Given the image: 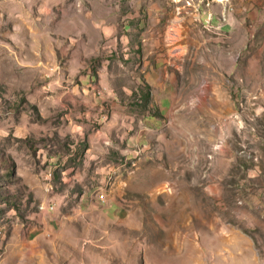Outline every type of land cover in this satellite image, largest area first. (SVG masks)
<instances>
[{"label":"rangeland","instance_id":"1","mask_svg":"<svg viewBox=\"0 0 264 264\" xmlns=\"http://www.w3.org/2000/svg\"><path fill=\"white\" fill-rule=\"evenodd\" d=\"M92 1L0 0V264H264V33L250 24L245 42L234 34L206 50L201 23L185 24L207 8L226 19L238 0L227 9L151 0L166 9L164 50L183 59L184 105L127 171L110 148L101 181L73 153L68 109L54 102L64 81L52 57L67 47L55 32ZM107 1L125 9L130 0ZM121 92L133 111L159 116L147 86ZM50 222L55 229L43 232Z\"/></svg>","mask_w":264,"mask_h":264},{"label":"crops","instance_id":"2","mask_svg":"<svg viewBox=\"0 0 264 264\" xmlns=\"http://www.w3.org/2000/svg\"><path fill=\"white\" fill-rule=\"evenodd\" d=\"M92 2L88 8L76 10L74 15H70L74 10L72 8L68 14L69 24L64 26L63 31L55 32L54 39L66 40L67 47L61 48L60 43L57 50L63 53L59 55L54 52L52 57V62L59 61L62 64L61 78L64 81L63 88L55 89L54 102L68 109L63 119L74 140L71 142L73 153L79 148V154H84L85 162L92 164L93 175L96 178L101 175L102 181V173L112 166L105 162L110 148L124 156V163L119 166L127 171L129 164L134 166L138 159L139 163L146 157L142 155L139 158L138 152L145 153L150 148L149 141L161 133L165 118L176 115L182 109L184 103L180 104L177 91L183 76V59L178 55L168 56L163 48L167 40L166 9L160 6V2L130 0L125 9L119 3L112 4L107 0ZM228 2L230 0L217 1V5L227 9ZM238 2L241 9L235 5L234 14L223 10L225 20L216 16L213 8H207L202 20L189 18L185 25L198 26L193 22L201 23L197 31L203 38L206 50H209V46L214 48V43L219 45L221 42L224 45L225 40L228 41L234 34H238L240 40L245 42L249 30L244 26L250 24L251 29L257 32L255 36L259 32L264 33V0ZM176 4H180L179 1L175 3L177 8ZM179 7L181 9L182 6ZM80 18L84 23L78 21ZM174 21L179 25L183 23L178 11H175ZM119 43L122 44L121 53L118 51ZM197 43L202 44L199 40ZM123 45L126 46L123 48ZM125 67L127 70H123ZM112 68L117 69L116 78L120 80V89L112 85L115 77ZM142 85L148 87L146 98L150 97L154 101L155 105H152L156 106L159 116L150 110L135 112L128 98L120 99L116 95L119 90L131 95L133 90H138ZM100 88H104L105 93L97 96L94 91ZM55 227L56 223L50 222L42 230L51 232ZM39 235L36 232L32 241ZM12 241L13 236H10L8 242Z\"/></svg>","mask_w":264,"mask_h":264},{"label":"built area","instance_id":"3","mask_svg":"<svg viewBox=\"0 0 264 264\" xmlns=\"http://www.w3.org/2000/svg\"><path fill=\"white\" fill-rule=\"evenodd\" d=\"M228 0H225V1H223V2H227ZM222 20H225V19H222ZM57 66V65H56ZM56 66H54V68H53V72H57V68H56ZM100 197H101V201H104L105 200V195L104 194H101L100 195ZM45 208H46V205H45Z\"/></svg>","mask_w":264,"mask_h":264},{"label":"bare ground","instance_id":"4","mask_svg":"<svg viewBox=\"0 0 264 264\" xmlns=\"http://www.w3.org/2000/svg\"><path fill=\"white\" fill-rule=\"evenodd\" d=\"M217 1H219V2H223V1H225V0H217Z\"/></svg>","mask_w":264,"mask_h":264}]
</instances>
